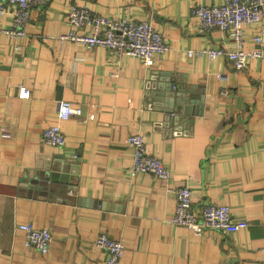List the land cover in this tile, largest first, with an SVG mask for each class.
<instances>
[{"label":"crops","instance_id":"1","mask_svg":"<svg viewBox=\"0 0 264 264\" xmlns=\"http://www.w3.org/2000/svg\"><path fill=\"white\" fill-rule=\"evenodd\" d=\"M72 3L150 20L170 48L145 67L104 47L61 42ZM196 3L223 0H42L30 8L25 36L0 34V264H106L94 245L99 233L123 239V264H264V60L235 69L223 57L190 55L235 46L218 29L198 32ZM11 19L1 15L0 25L11 28ZM259 27L244 26L245 43ZM20 84L29 98L18 97ZM60 100L81 115L57 121ZM52 123L62 147L43 142ZM133 133L170 169L167 179L132 172ZM54 160L66 181L41 191L33 183ZM178 185L191 189L195 208L225 203L247 226L196 234L174 225ZM22 222L51 231L46 254L25 247Z\"/></svg>","mask_w":264,"mask_h":264},{"label":"built area","instance_id":"2","mask_svg":"<svg viewBox=\"0 0 264 264\" xmlns=\"http://www.w3.org/2000/svg\"><path fill=\"white\" fill-rule=\"evenodd\" d=\"M42 0H0V16L11 15V28L0 25V34L14 37L26 35V24L30 8ZM198 19V32L218 29L230 38L235 46L202 47L188 50L195 57L207 56L209 59L223 57L235 69H243L254 58L264 60L263 28L253 34L252 42L245 43L244 26L264 22V0H223L221 4L203 5L196 3L190 10ZM68 29L59 35L65 43L79 44L86 48L104 47L116 55L139 58L142 65H153L155 56L165 53L170 45L153 26L150 20H137L122 16H108L95 12L87 5L72 3L66 10ZM30 89L20 84L17 89L19 98H29ZM81 108L69 101H58L57 121L80 116ZM43 142L56 147L65 145L66 138L58 123H52L42 130ZM127 143L132 148L131 170L133 173H151L159 179H167L170 169L162 160L149 153L146 140L141 133L129 134ZM175 207L171 223L186 227L194 233L205 229L222 232L237 231L247 226L246 221H235L230 207L225 203H207L195 208L192 191L187 185L174 188ZM22 232L25 247L33 248L41 254L50 249L52 233L47 227H35L22 222L17 225ZM94 245L107 252L106 264H123L124 241L107 233H99Z\"/></svg>","mask_w":264,"mask_h":264},{"label":"water","instance_id":"3","mask_svg":"<svg viewBox=\"0 0 264 264\" xmlns=\"http://www.w3.org/2000/svg\"><path fill=\"white\" fill-rule=\"evenodd\" d=\"M157 94L158 95H162L163 94L162 93V88L159 87V89L157 91ZM166 95L169 96V101L171 102L173 100V98H172L173 97L172 96L173 94L166 93ZM58 165H59V161L54 160L51 171H43L41 174L38 175L37 180L34 181L33 184H36V187L39 190H41V191H45L48 188V182H52L54 184V187L56 186V184H61V183L64 184L65 181H66L67 172L64 171V169H62L63 170L62 172H59V171H61V169H56L58 167ZM64 187H65V185H64ZM61 188H63V187L61 186ZM81 201L83 203H86V202L89 203L90 202L91 205H95V206L97 204H101V205L104 204L101 201H93V200L90 201V200H87V199H81Z\"/></svg>","mask_w":264,"mask_h":264},{"label":"rangeland","instance_id":"4","mask_svg":"<svg viewBox=\"0 0 264 264\" xmlns=\"http://www.w3.org/2000/svg\"><path fill=\"white\" fill-rule=\"evenodd\" d=\"M175 202H176V199H175ZM174 211V210H173ZM173 214V213H172ZM171 219V218H170ZM171 222V221H170Z\"/></svg>","mask_w":264,"mask_h":264}]
</instances>
